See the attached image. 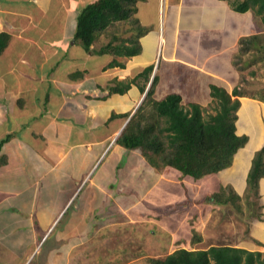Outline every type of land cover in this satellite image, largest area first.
<instances>
[{
	"label": "crops",
	"instance_id": "0c3cea01",
	"mask_svg": "<svg viewBox=\"0 0 264 264\" xmlns=\"http://www.w3.org/2000/svg\"><path fill=\"white\" fill-rule=\"evenodd\" d=\"M94 1L0 0V33L10 37L0 55V141L11 136L0 148V157L6 158L0 167V220L7 229L16 223L13 236L2 231L0 238L29 251L55 236L48 264H71L84 255L75 250L89 242L88 229L105 203L108 212L126 215L132 206L122 205L125 187L145 186L147 194L176 183L165 178L166 168L150 166L140 150L117 144L152 79L157 78L155 101L177 94L187 105H201L211 99V85L231 93L239 79L233 61L240 40L264 34L259 15L237 12L228 0H141L134 14L147 28L138 38L140 53L95 55L92 49L112 37L129 39L136 32L129 29L127 37L117 29L118 34L103 33L87 52L74 33L78 14ZM113 60L122 66L109 67ZM149 67L147 80L138 78L124 94L107 96L113 81L132 80ZM245 104L250 126L239 129L240 100L236 127L249 144L262 108ZM261 145L263 140L253 152ZM223 181L236 183L235 178ZM63 219L65 225L56 232ZM39 224L44 232L35 235Z\"/></svg>",
	"mask_w": 264,
	"mask_h": 264
},
{
	"label": "rangeland",
	"instance_id": "374dc122",
	"mask_svg": "<svg viewBox=\"0 0 264 264\" xmlns=\"http://www.w3.org/2000/svg\"><path fill=\"white\" fill-rule=\"evenodd\" d=\"M228 1L235 5L244 0ZM252 13L255 14V11ZM259 18L261 19L260 16ZM257 22L259 23V20ZM134 27L130 21L114 25L121 34L125 33V37L130 34L128 30H134ZM257 38V43L245 52H241L239 43V51L233 61L239 73L234 89L240 92L239 99L243 102L239 129L242 130L243 124L250 126L251 122L245 116L247 111L245 101L259 103L262 108L259 123H256V127L252 125L253 136L251 135L250 143L247 142L234 156H237V169L234 170L235 164L232 162L228 170L195 181L183 177L169 167H164L168 170L163 174L166 175L165 178L176 181L173 186H160L147 194L143 192L145 186L141 187L142 189L136 184H133L134 187H125L123 191L130 193L124 195L121 190L120 198L124 202L123 206H132L129 209L130 213L125 215L121 212L120 215L116 209L110 213L108 212L110 206H106L105 203L103 211L94 216L97 219L93 220L88 229L89 242L75 250L83 251L84 255L75 256L70 261L71 264H148L149 259L165 257L178 248L194 250L222 245L259 251L264 256V177L259 182L257 195L251 194L248 198L245 194V175L249 168L247 165L251 162L256 152L253 151L257 149L259 141L264 142V34ZM152 100V97H144L138 105L142 106L143 113L151 112ZM181 104L187 106L183 102ZM200 104L205 118L214 115L216 103L212 98L205 102L201 101ZM236 134H240L237 127ZM140 153L142 155L141 151ZM230 178H235L236 183L223 181ZM133 191L135 195H132ZM137 199L139 202L134 207L133 202ZM65 222L66 219H63L56 232H59ZM6 224L0 220V232L9 231L13 236L16 223L10 224L9 229ZM41 225L33 230L35 235H42L44 232V230L40 232ZM6 238H0V264H48L51 262L49 253L57 245L55 236L52 235L47 240L44 239L38 247L36 245L30 247L28 251L23 247L11 246L9 242H12H8ZM56 247L64 248L65 244H58ZM27 254L31 255L30 258L26 257ZM73 255L74 252L70 253V256ZM61 257L65 259L63 253Z\"/></svg>",
	"mask_w": 264,
	"mask_h": 264
},
{
	"label": "trees",
	"instance_id": "16d2710c",
	"mask_svg": "<svg viewBox=\"0 0 264 264\" xmlns=\"http://www.w3.org/2000/svg\"><path fill=\"white\" fill-rule=\"evenodd\" d=\"M139 1L141 0H95L87 4L78 14L74 40L90 52V47L98 41L100 35L115 32L116 23L130 21L135 26L133 38L123 39L119 34L92 49V52L95 55L115 57L139 54L141 48L138 38L147 31V28L140 26L134 19ZM233 8L240 13L255 11L264 26V0H244L233 5ZM115 33L118 34L117 31ZM257 37L241 39L240 49L244 50L241 52L248 51L257 43ZM9 38L6 33H0V55L7 47ZM114 66L121 67L122 64L113 60L109 67ZM151 71L152 68L149 67L132 80L113 81L106 88L107 96L124 94L138 78L147 80ZM156 83L157 78L154 77L145 97H152ZM140 90L141 93L145 91L144 87H140ZM210 90V97L216 103L214 115L205 118L200 105L189 103L185 107L181 104L179 95L169 94L161 101L152 100L149 114L143 113L142 106H139L118 137L117 144L128 150H140L146 162L157 170L169 167L195 181L228 169L235 154L249 140L246 135L236 134L235 123L241 94L237 89L229 93L216 85H211ZM10 137L8 135L0 141V148ZM5 163L6 158L0 157V167ZM263 177L264 142L254 153L246 176L245 194L248 198L251 194H258L259 182ZM148 264H264V256L259 251L228 245L194 250L178 248L165 257L149 259Z\"/></svg>",
	"mask_w": 264,
	"mask_h": 264
},
{
	"label": "water",
	"instance_id": "95a60500",
	"mask_svg": "<svg viewBox=\"0 0 264 264\" xmlns=\"http://www.w3.org/2000/svg\"><path fill=\"white\" fill-rule=\"evenodd\" d=\"M146 92H147V91H145L144 96L146 95Z\"/></svg>",
	"mask_w": 264,
	"mask_h": 264
}]
</instances>
